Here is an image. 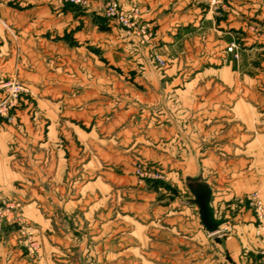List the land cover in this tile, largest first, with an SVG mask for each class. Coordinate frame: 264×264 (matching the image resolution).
Here are the masks:
<instances>
[{"label": "crops", "instance_id": "0c3cea01", "mask_svg": "<svg viewBox=\"0 0 264 264\" xmlns=\"http://www.w3.org/2000/svg\"><path fill=\"white\" fill-rule=\"evenodd\" d=\"M88 1L90 7L85 10L62 0L27 1L19 9L0 5V82L9 74H18L32 90L36 105V112L30 113L25 102L26 109L17 113V124H6L0 117V202L21 201L20 215L41 235L39 253L31 256L16 241L17 231L6 227V240L0 242V264H172V246L183 253L176 260L178 264H248L254 253L264 248V232L256 236V225L243 209L231 218L226 215L228 203L245 183L229 176L210 182L205 179V171L211 169L209 172L217 175L221 171L213 163L200 166L191 156L197 154V146L186 132V122L203 114L225 113L231 114L233 121L250 122L252 111L245 98L250 97L253 84L248 74L258 67L255 59L262 60L259 66H264V0H223L215 11L208 0H117L125 7L136 6L141 23L153 32L146 48L140 47L135 37L130 38L138 63L148 54L167 51L186 64L167 69L164 74L168 80L163 82L153 68L134 67L137 76L140 69L145 75L154 74L151 97L162 96L164 123L155 125L159 116L153 115L141 128L128 116L116 115L113 124L105 127L114 135L98 144V176L76 200L69 188L75 135L82 144L92 135L69 121L63 125L67 130L60 132L61 101H54L61 94L62 103L73 107L107 90L116 94L123 87L120 82L108 81L105 60L122 53L124 33L100 19L107 0ZM10 25L17 31L16 39L9 34ZM231 43L236 59L234 53L226 51ZM191 71L193 77L183 78ZM161 84L163 92L158 95ZM76 90L81 93L72 94ZM236 90H244V94L235 102ZM43 91L50 92L51 103L42 99ZM226 106L232 109L219 112V107ZM103 111L104 107L100 114ZM61 115L74 119L84 113L67 108ZM122 120L128 122L119 128ZM44 122L49 128L46 133ZM140 129L153 141V152L144 148ZM61 138L67 142L64 148L60 147ZM138 148L144 149L145 156L168 163L174 182L180 175L209 185L214 217L225 219V226L209 235L200 224L197 207L191 202L181 207L177 198L153 206L152 195L146 194L125 211L122 190L135 180L116 171L119 149L130 153ZM109 160L115 168L107 166ZM85 198L89 205L79 209ZM191 212L197 218L188 219ZM139 215L148 219L146 224H139ZM166 222L171 225H159ZM74 232H82V238L74 239ZM85 234L91 235L92 241H87Z\"/></svg>", "mask_w": 264, "mask_h": 264}, {"label": "rangeland", "instance_id": "374dc122", "mask_svg": "<svg viewBox=\"0 0 264 264\" xmlns=\"http://www.w3.org/2000/svg\"><path fill=\"white\" fill-rule=\"evenodd\" d=\"M27 1L32 0H0V5L9 4L10 7L14 6L19 9L21 8L20 5L22 3H26ZM83 1V5L77 6L71 4L69 0H62L64 4L72 5L79 10L88 9L90 7L89 1ZM110 1L111 0H107L104 3L103 9L101 10L100 19L106 21L107 24H111L117 29L122 30V32L124 33V48L122 53L116 54L117 58L111 59L108 57L105 60V65L108 70V81L110 79L112 82H120L122 83L123 87L119 88L118 91H116V94H114L111 90H107L106 93L101 92V96H93L90 100L86 101L85 104H77L73 107H68V105L62 103L61 98L63 97V95L61 94L59 98L54 101H61L58 108L60 112L58 122L60 123V132L63 129L64 131L67 130V126L63 125H66V121H69V123L73 124L75 127L83 131L86 135H92V137H89V139L86 138L85 143H83L84 145L80 140H78L77 136L75 135V155L73 167L74 171L70 177V179L73 180L70 182L71 186H69V188H71V192L74 193L76 200H79L78 198L82 194H84L88 182L94 181L98 176L99 171L97 170V166L100 156L98 153V144L100 143V141L106 140L111 137L112 134L114 135V133L110 135V133L108 132V128L105 129V127L113 124V119L116 115L124 114V119L126 118V116H128L129 120H133L134 125L137 123L141 128L143 126H146V122L150 120L148 119V117L153 115L159 116V118L155 122V125L159 126L164 123L162 111L165 109V107L163 105L162 96L158 98L155 97L154 99H152L151 97V94L153 95L154 91L153 89H151V83L154 81V74L152 77L150 74L145 75V70L140 69V73L137 76L135 74L134 67L141 65V67L143 68L144 66L153 68L156 75L160 77V81L163 82L164 80H168V76L164 74L167 69L174 65L184 66L186 64L182 63V61L178 57L169 55L167 51H164L166 53L156 52L155 54H148V58L144 62L138 63L134 55L136 51L134 50V53L132 52V49H136V46H134V42L130 39L133 37V35L128 34L126 29L121 27V25L116 20H110L104 16V9ZM113 1L118 2L120 7L125 9L126 11H132L133 8L138 9L136 6L131 5L129 7H125L121 5L119 1ZM217 8L210 7V9H213L214 11ZM138 22L142 24L140 20V14H138ZM14 30L16 29H14L13 26H8L9 34L14 39H16L17 31ZM149 33L153 37L152 30L150 31L149 29ZM150 39L151 37L146 43L139 44L141 45L140 47L146 48L149 45ZM136 41L138 42L137 38ZM129 46L130 49L127 48ZM237 57V53H234V58L236 59ZM175 59L177 61H175ZM47 60L49 62L51 60L50 57L47 58ZM160 60L161 63L159 62ZM255 61L258 67H255V69L252 68V72L248 74L251 83H253L250 90V97H244L252 111L250 122L248 124H244L239 120L233 121L231 114L227 115L226 113L215 116L211 114H203L200 116H196V118L190 119L192 121L189 120L186 122L187 126L189 127V130H186V132H189L188 136L192 138V143L196 144L197 146V154L191 155L194 158L196 157L197 163L200 166L203 162L213 163L214 166L219 167V171H221L218 172V175L216 174V171L209 172L211 171V169H209V171L207 170L208 173L207 171H205V179L208 182H210L212 178L219 179L229 176L230 179L233 178L235 181L240 180L245 183V185H243L244 189L239 192V195L234 196L231 200L232 202L228 203V208L226 207L228 213H226V215L231 218V216L238 215L242 209L245 212H249L250 217L253 219V223L256 225V236H259L264 232V220H259L256 204L259 202L264 210V66H259L260 64H263L262 60L255 59ZM60 64L61 62H59V65ZM194 75L195 74L192 73V71L187 72V74L183 75V78L189 80ZM13 77L19 80L23 87L27 89V92H21V94L18 96V99L16 100L15 107L9 110L6 116L0 115V117L5 121L6 124H15L17 113L21 110L26 109V107H30L28 112H36V105L34 103V100H32L33 98H31L33 97V94L31 95L32 90H29L27 88V86L18 77V74H9L8 77L0 82V101L2 100L4 95V89L2 88V86L11 81ZM240 80L241 83L239 87L242 88L243 79L241 78ZM131 87L135 91V95L133 97L131 96ZM161 88H163L162 84L159 91L157 92L158 95L163 92ZM73 92L74 93L72 94L76 95L81 93L80 90H76ZM42 93V99L47 100L51 103L52 99L50 97V92L43 91ZM235 93L236 102L237 99L243 98L244 90H236ZM64 94H68V92L64 91ZM25 102L28 103L26 107L24 106ZM103 107L105 111L100 114V109H102ZM67 108H73L76 113H84V115L82 117L76 116L77 118L74 119H70L67 116L65 117L64 115H61V113L66 112ZM209 108L211 109L212 107ZM210 109H208L207 112H213V110L211 111ZM218 109L219 112L224 111L225 109L228 111L232 109V106L219 107ZM210 116L213 117L210 118ZM127 122L128 120L119 122V128H121L122 125H126ZM43 127L44 133H46V131L49 130V128L46 129L47 122H44ZM114 131L115 129H113L112 132ZM138 131L139 138L141 136H144L142 142L144 144V148L149 149L153 152V149L156 148L153 146V141H150V137H148L145 132L142 131V129ZM59 143L60 147L64 148L67 142L64 138H61ZM123 150L124 149H119V162L116 164L118 165L117 167L119 169L116 167V171H120L123 174L132 176L135 180L134 185H129V187L124 186L122 190L125 211L130 210L129 204H131L132 202L134 203V200H144V196H146V194L152 195L153 206L162 205L161 203H166V201L173 200L174 198L179 199V206L181 207L186 206V204L191 201L190 199L192 198L187 189V185L195 183L197 181L196 178H186L178 175L176 182H174L169 176L171 172L168 170L169 165L164 160H155V158L145 156L143 154L144 149L142 148H138V150L132 151L130 153ZM92 161L95 162V167ZM113 165L114 162H110L109 160L107 166L114 167ZM165 165L167 167H165ZM100 168L103 169L102 167ZM228 173L230 174L228 175ZM247 183H250V185H247ZM73 185H75V187H73ZM83 188L84 191L82 192ZM125 188H129L130 190ZM88 192L92 193V191L90 190H88ZM87 199L88 198H85L84 202L79 203V209H84L89 205V199ZM21 209L22 202L19 200H4L0 202V212L5 216L1 221L0 242L6 240V232L8 231L6 227H10L11 229H13L12 231H17L18 236L16 241L21 242L22 245H24L23 247L26 249L27 254L36 256L38 255L40 250L41 235L39 233V230L35 226L25 221L22 215H20ZM191 216L197 218L194 212H191L188 219H191ZM139 217L140 218L137 221L140 225L147 223L148 219L146 217H141V215H139ZM229 217L226 218L229 220ZM84 224L87 223L85 222ZM70 225L72 227L73 223H71ZM159 225L170 226L171 223L166 222L160 223ZM222 226H225V224ZM227 226L230 227L229 225ZM82 236V232L81 234L76 232H74L73 234L74 239H81ZM30 237L35 242H37L38 245L37 253L35 254H31L29 251L28 238ZM91 238V235L85 234V239L87 241H92ZM158 252L160 253L159 255H161L162 251ZM179 252V249L174 250V246H172L170 253L171 261L174 262L172 264H178L177 261L179 260V255H181L182 253ZM263 253L264 248H261L259 251L255 252L248 264H259L261 258L263 257Z\"/></svg>", "mask_w": 264, "mask_h": 264}, {"label": "built area", "instance_id": "2783aa9c", "mask_svg": "<svg viewBox=\"0 0 264 264\" xmlns=\"http://www.w3.org/2000/svg\"><path fill=\"white\" fill-rule=\"evenodd\" d=\"M71 4L81 6L84 4L83 0H69ZM223 0H209L210 7L217 8ZM138 9L133 8L132 11H126L121 8L119 3L111 0L104 9V16L110 20H116L121 27L126 29L128 34L133 35V37L137 38L140 44L146 43L151 34L149 33L148 28L145 25H142L138 22ZM235 50L234 44H231L227 48V51L233 53ZM161 63V60L159 61ZM163 64V63H162ZM4 89V95L2 100L0 101V115L6 116L8 111L15 107L16 100L21 92H27V89L23 87V85L19 82L18 79L12 78L11 81L7 82L2 86ZM257 204V214L259 220H264V210L260 203ZM5 216L0 212V229H1V221ZM29 251L31 254L37 253V242H35L31 237L28 238ZM259 264H264V253L261 258Z\"/></svg>", "mask_w": 264, "mask_h": 264}, {"label": "water", "instance_id": "95a60500", "mask_svg": "<svg viewBox=\"0 0 264 264\" xmlns=\"http://www.w3.org/2000/svg\"><path fill=\"white\" fill-rule=\"evenodd\" d=\"M187 189L192 197L191 203L199 211L200 224L209 235L219 231V228L226 224L225 219H215L211 206L212 189L206 183L198 180L193 184H188Z\"/></svg>", "mask_w": 264, "mask_h": 264}]
</instances>
